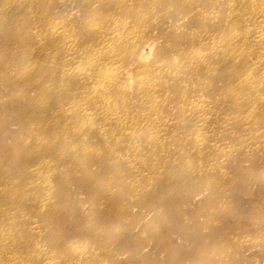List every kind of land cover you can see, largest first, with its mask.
<instances>
[{
  "label": "rangeland",
  "instance_id": "374dc122",
  "mask_svg": "<svg viewBox=\"0 0 264 264\" xmlns=\"http://www.w3.org/2000/svg\"><path fill=\"white\" fill-rule=\"evenodd\" d=\"M225 1L217 5L216 0H192L205 13L212 11L219 23L226 17ZM110 17L119 26L125 21L133 26L136 34L130 36L144 43L140 54L141 47H130L129 35L108 40L125 70L110 100L121 113L123 104H135L129 126L124 125L133 133H125L126 138L118 132L124 126L109 125L100 117L94 118V125L93 117L83 119L85 124L70 117L68 122L64 110L75 111V103L82 104L88 92L75 97L82 84L73 85L69 78L58 82L63 63L45 55L61 54V47L51 45L48 37L57 31L87 56L105 36V23L102 27L99 21ZM211 23L205 14L193 16L181 0H0V229L15 239L0 260L264 264V86L256 83L262 68L235 67L238 59L219 60L207 46L202 59L209 69L180 72L173 67L160 72L167 85L152 88V96L165 102L158 114L150 110L148 116L177 120L176 130L147 126L141 122L143 109L137 107L141 91L149 90L136 87V77L157 73L159 64L168 66L173 59L185 60L193 40L207 36ZM33 27L35 41L30 36ZM215 29L208 30L214 39L221 35ZM235 32L247 31L236 27ZM242 45L236 49L254 51ZM78 60L76 54L73 66L83 67L84 60ZM189 73L202 80L193 91L184 88L191 85ZM244 76L255 86L247 94L235 85ZM88 83L87 89L96 85ZM186 92L190 101L201 100L206 106L193 114L195 127L187 122L189 102L178 104ZM240 97L249 104H240ZM97 108L92 103L87 112ZM224 121L231 131H224ZM240 122L248 124L240 128ZM197 133L198 149L194 143H179L180 135L191 138ZM146 135L168 138L172 144L162 148ZM134 146L139 152L132 153ZM31 226L35 231L28 229ZM25 247L34 254L28 261Z\"/></svg>",
  "mask_w": 264,
  "mask_h": 264
},
{
  "label": "bare ground",
  "instance_id": "6f19581e",
  "mask_svg": "<svg viewBox=\"0 0 264 264\" xmlns=\"http://www.w3.org/2000/svg\"><path fill=\"white\" fill-rule=\"evenodd\" d=\"M181 1L183 4L189 5V7L191 9V13L193 14V16H197L198 14H200V15L205 14L207 17H209L212 20V23L214 22L213 24L211 23L212 25L210 24L209 29L212 27V30H213V26L216 25L218 29H215L214 32H218L221 35L214 39L213 38L214 36L212 35V30L209 32L208 31L209 29H208L206 31L207 33L205 32L207 34V36H205L203 38L199 37V39H196L195 41L192 39L193 40L192 46H194V47H192L190 49V53L187 54V57L185 58V60L177 61V59H173L170 63H168V66L161 67L162 64H159L157 73L142 74V75L136 77V79H137L136 82L133 81L136 84V87L137 86L143 87V89L146 88L149 90V91H144V90L141 91V94H140L141 100L138 103L137 107L140 106L143 109L142 110L143 114L140 116L141 122L145 123L147 126H150V127H163V126H169L170 125V126H173L175 130L178 128L177 127V120L162 118L161 116L153 117L150 119V117L148 116V111H150V110L153 111L154 115L158 114V112L161 108V105H163V103L165 102L164 100L158 101L155 97L152 96L153 93H151L152 88H154L156 86L165 87L167 85L165 80L162 79V77L160 76V74H161L160 72H162V71L167 72V71L171 70L173 67L176 69H180V72H182V70H184V69H188L192 72L194 70V67H201V66H203V67L207 66L205 69H209V63L207 61H204L205 59H202V57L204 55V49L207 46H210V49L212 52H216L217 56H219V60H226L229 58L238 59L237 63L235 64V67H241V66L242 67H251L254 65L255 67H257L259 69L262 68V72L260 75L261 77L257 80L256 83H257V85L264 86V0H226L225 1V7H227L226 11H225L226 17H225V20H223L221 23H219L220 19L214 20L215 16H214L212 11L205 13L202 9L196 8L195 4H193L194 2H192V0H181ZM216 4L219 5L218 0H216ZM184 18L186 19V17H184ZM183 19L181 18L180 21ZM99 22H102V27H103V24L105 23V36H104V38H103V34L100 36V38H99L100 40H99V44H98L99 48L91 50L90 51L91 53L88 54L87 56H85L83 51H80L77 48V46L74 44L73 40L70 39L69 36L62 37V34H60L57 31H53L52 35L50 34V36H48L49 39H51L50 40L51 45H54L57 43L56 47L60 46L62 49V52L59 55H57L54 52H47L48 54H46V52H45V55H47V57H49L51 60H54V61L59 60L63 63V65L59 67V72L61 74L59 77H57L58 79L56 78L57 81L61 80L63 82L64 78H69V79L73 80L72 81V82H74L73 85H76L77 84L76 82L81 83L82 86L77 85V86H80L82 88H81V90H79L75 94V97H77V96L82 97V95L84 93L88 92L87 95L85 96V99L83 100L82 104L75 103V105L77 107L75 111L72 110V112L69 113V110L65 109L64 111H66V112H64V114H63L62 113L63 111H62L61 113L65 116L66 113L68 112L66 117H67V119L70 117L71 121H74V120L78 121V119H79V121H82L83 119H85V121H86V120H90L93 117L92 119L95 120V122L91 121V123L93 125L96 123V119H94L96 117H100V118L104 119V121L106 120V123H108L109 125H113V123L119 124L122 126H124L126 124L128 125V123L130 122V112H133V110L135 108V104L131 105L132 102L123 104L125 106V108L122 109L124 112L121 113L120 111L117 110V105L115 104L116 102L110 100L111 89L115 86V84L117 83V80L119 78H121V76L123 75L125 70L121 66L117 52H114L113 49L109 48L110 43L108 40L110 39L113 41L116 37H118V39L120 40V39H123L124 37L126 38L129 35V38H127V39H129L128 43L130 44V47L131 48L132 47H141L139 49L140 54H142L144 51L143 50L144 49V47H143L144 43H143V40H141V38L140 39H134L132 36H130L132 34H136V32L134 31L135 28H133V26H131L129 23H126V21L123 23L121 22L120 26L116 22L115 17H110V18L106 19L105 21L101 20ZM236 27H242L243 30L245 28L247 31L246 35L245 34L241 35L239 33H236L235 32ZM30 30H31L30 36L34 37V41H35V28L33 27ZM222 35L224 37L223 40H222ZM142 36H143V33L140 37H142ZM34 41H31L30 43L32 44V42L34 43ZM239 43H242L243 45L250 46L251 48H253L254 51L252 53L248 52L247 54L242 53V51H238L236 48L238 47ZM194 44H198V46H195ZM42 50H44V48ZM76 54H78V59H79L78 62L84 60V62L81 63L82 65H84L83 67L73 66L74 65L73 63L75 62V59H76ZM45 55H43V56L45 57ZM25 57L28 58L29 56H25ZM47 57H45V58L49 59ZM101 63H104V66L102 68H99V65H101ZM179 75H182L185 77L184 74H179ZM177 78H178V74L172 75L173 81H176ZM188 79H189L191 85L189 86V85L185 84L184 88L185 89L188 88V89H190V91H193V89L196 87V85H200V82H202V80L194 73H189ZM87 80L89 82H92L93 84H96V85L93 87H90L88 89L85 88L89 85ZM178 81L182 82V81H184V79L179 78ZM128 85H129V83H128ZM128 85H127V88H128ZM205 85H202V86L208 87ZM235 85L236 86L241 85L240 87H242V90L245 89L244 92L246 94L248 93V91L251 90V88L255 87L254 82L245 76L243 79H237V81L235 82ZM238 87L239 86H237V88ZM74 89H80V88L75 87ZM44 90H46V89H44ZM242 94H243V92H242ZM185 95H187L188 97ZM189 96H191V93H188V92H186V94L182 93L180 96L181 101L179 100L178 104L180 106H184L185 101L189 102L187 106L189 109L188 111H190V113H189V116L187 117L188 118L187 122L190 125H192L193 127H195V125L193 123H191L193 114L196 115V114L200 113L201 111L206 110V106L204 105L203 101H201V100L190 101L191 99H189ZM243 97H240L241 98L240 104L243 102H244L243 104H249V102H245L246 99H244ZM123 100H121V101H123ZM92 103L94 104V108H97V103H100L101 106L95 110H90L89 112H87L88 111L87 108ZM72 104H73V102L71 101L70 105L72 106ZM68 105L69 104H67V106ZM166 107L167 108L170 107V104H167ZM112 108H114V110H112ZM63 109H61V110H63ZM70 109H71V107H70ZM72 114H73V116H72ZM58 115H59L58 116L59 118L57 117V115H56V118H58V119L63 118L64 119L63 116L61 118L60 114H58ZM72 117L74 119H72ZM70 118H69L68 122H70ZM67 119H65V120H67ZM85 121L84 122L82 121V123L85 124ZM224 122H225V125H224L225 130L224 131H227V132L231 131L230 130V124L227 121H224ZM88 123H90V122H88ZM242 124L246 125V124H248V122H244V123L240 122L238 124V126L240 128L245 126ZM200 125H203V127H205V128L210 127L209 122H202ZM262 126L264 127V125H262ZM199 128H201V127H199ZM119 129H120V127H119ZM74 130H76V128ZM92 130H93V126H92ZM105 130L107 131V129H105ZM130 131H131V129H125V126H124V129H121V131H118V132H119V135H121L123 138L127 133L131 134L132 131L131 132ZM115 134H116V131H115ZM116 135H118V133ZM114 136L115 135L113 133V137ZM121 136L118 138H121ZM180 136H181L180 141L177 140V141H179V143H181L182 141L183 142L185 141V143H187V142H189L191 144L194 143L195 149H198L201 145V139L199 140V138H200L199 133H197L196 135H194L191 138H188L187 136L182 137V135H180ZM180 136H176L175 138L177 139ZM106 137L108 138V134ZM146 137L149 140L153 141V143L155 142L154 143L155 145H159L162 148L164 147L165 143L170 144V145L172 144V143L168 142V138L164 139L162 136H158V135H155V136L149 135L148 136V135H146ZM102 138H103V136H102ZM124 138H126V137H124ZM239 138H240V136H239ZM111 139H112V137H111ZM24 140H25V142L27 141V139H24ZM25 145H27V144H25ZM252 147H254V146H252ZM212 148H213V146H212ZM174 149L177 150V148H170L169 150H174ZM203 150H205V149H203ZM192 151H194V150H192ZM136 152H139V151H138L137 147L134 146L132 149V153H136ZM4 222H6V221H4ZM28 229L29 230L31 229L32 230L31 232H33V231H35L36 227L31 226V228H28ZM1 230L2 229H0V246H1L0 256L2 254H4V256H7L8 252L10 251L9 246L12 245L9 243L12 241L14 242L15 239L12 240L9 236L7 237V234L4 233V232H6L5 230H4V232H2L3 234H1ZM13 232H16V231H13ZM11 234H12V232H11ZM7 244H9V246ZM25 244L27 246L28 243H25ZM14 246H17V245H14ZM32 247L34 248V246H31V248ZM18 248H19V246L17 247V249ZM15 249H16V247H15ZM15 249H12V251H14ZM25 249H27V248L26 247L24 248V253L27 252V255H26L27 258L25 256V258L27 260H25V261H28V257L32 258V256L34 254L31 253V256H30V249L28 248L26 251H25ZM36 249H33V250L35 251ZM6 250H8V251H6ZM3 251H6V252H3ZM22 252H23V250H22ZM17 253L19 255V250L17 251ZM12 255L14 256V254H12ZM21 256L24 257V255H21ZM18 258H20V257H18ZM39 258L41 259V257H39ZM39 258L35 257V260L39 259ZM13 259H16V258L11 257V259H8L6 261L0 260L1 261L0 264H15L14 263L15 260H13ZM40 259L36 260V262L40 261ZM19 260L20 259H18L17 262H19ZM31 260H30V262H31ZM24 263L27 264V262H24ZM28 264H29V262H28ZM30 264H35V263L31 262Z\"/></svg>",
  "mask_w": 264,
  "mask_h": 264
}]
</instances>
